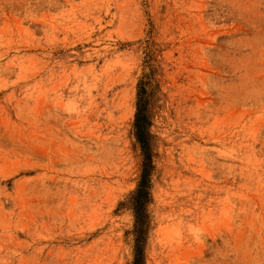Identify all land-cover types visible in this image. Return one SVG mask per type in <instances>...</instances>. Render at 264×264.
I'll return each mask as SVG.
<instances>
[{"label":"rangeland","instance_id":"obj_1","mask_svg":"<svg viewBox=\"0 0 264 264\" xmlns=\"http://www.w3.org/2000/svg\"><path fill=\"white\" fill-rule=\"evenodd\" d=\"M0 264H264V0H0Z\"/></svg>","mask_w":264,"mask_h":264}]
</instances>
